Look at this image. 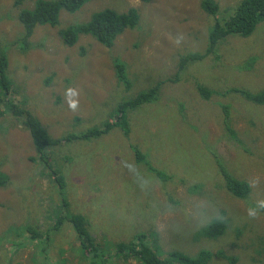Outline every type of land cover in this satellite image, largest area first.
Returning <instances> with one entry per match:
<instances>
[{
    "label": "rangeland",
    "instance_id": "1",
    "mask_svg": "<svg viewBox=\"0 0 264 264\" xmlns=\"http://www.w3.org/2000/svg\"><path fill=\"white\" fill-rule=\"evenodd\" d=\"M35 1L24 6L33 8ZM202 1L93 0L76 13L62 11L55 28L37 27L25 52L19 42L21 9L15 0H0V45L10 62L11 99L29 109L53 138L102 126L121 103L164 82L157 101L128 112V136L116 128L46 150L43 160L30 133L12 115L0 117V172L9 177L0 188V264H142L118 253L119 244L140 240L163 259L171 252L197 257L209 251L211 264H264V211L255 219L248 216L249 208L264 201V106L236 94L205 100L197 88L264 91V22L250 37L228 36L216 55L178 72L181 57L205 52L213 25L227 20L240 2L215 0L220 15L214 18L202 10ZM107 8L120 13L136 8L140 24L111 49L85 35L74 47L63 43L59 31ZM251 57L258 58L255 69L240 72ZM116 59L127 66L130 88L116 78ZM70 88L77 94H68ZM71 102L78 104L75 111ZM220 104L231 105L234 136ZM137 152L146 162L137 160ZM129 164L148 181L146 188ZM223 168L250 184L247 199L227 191ZM193 202L226 217L223 235L209 238L208 227L196 229L188 211ZM169 203L177 209L172 218L161 214ZM76 214L87 218L99 250L87 253L81 246L67 219Z\"/></svg>",
    "mask_w": 264,
    "mask_h": 264
},
{
    "label": "trees",
    "instance_id": "2",
    "mask_svg": "<svg viewBox=\"0 0 264 264\" xmlns=\"http://www.w3.org/2000/svg\"><path fill=\"white\" fill-rule=\"evenodd\" d=\"M30 0H15V6L21 9L18 20L23 27L19 42L24 43V50L27 52L30 38L34 35L35 29L39 26L57 27L60 24L62 11L76 13L85 4L93 0H36L33 8L24 6ZM202 10L209 16L216 18L220 14V5L215 0H203ZM141 15L139 10L131 8L120 13L114 9H104L92 15L91 19L83 24L72 25L59 31L63 43L68 47H74L82 35L91 36L99 44L106 48H113L117 39L127 30H134L140 24ZM217 22L213 25L209 33L208 47L205 52H194L182 56L178 72H182L188 64L203 61L210 55L218 53V45L221 41L231 35H239L247 38L254 34L258 25L264 22V0H240L232 10L227 20ZM258 62L257 57L248 58L238 67L240 72H251ZM9 58L7 49L0 45V117L10 114L21 126L30 133L36 153L43 160L48 158L45 153L53 147L63 143L73 141H89L109 134L113 129L122 130L127 136L131 133L128 112L135 110L144 104L155 102L159 99V89L164 82H160L148 91L141 92L133 100L121 103L113 112L111 117L100 127H95L86 132L75 135L67 134L61 138H53L46 130V127L25 107L19 106L11 98L14 97L13 81L9 76ZM116 78L120 83H124L126 88H130L132 83L127 74V66L124 62L116 59L114 61ZM166 81L177 82V78H169ZM200 96L209 100L214 94L224 96L236 94L255 105L264 106V91L252 92L245 88H230L224 93L209 90L202 85L197 86ZM225 115V124L228 132L234 136L230 122V104H220ZM235 132V131H234ZM137 160L144 163L146 157L141 152H137ZM148 165V164H147ZM150 171L159 178L165 179V175L149 166ZM225 187L235 198L245 200L251 194V186L247 181L240 180L228 173L224 169ZM55 174V173H54ZM56 175V174H55ZM9 182V177L0 172V188L5 187ZM264 211V209H261ZM67 219L73 225L78 234L81 246L89 253L99 250L94 243V238L90 233L87 218L83 215H72ZM59 219L57 225L63 223ZM227 229L226 222H214L205 231L209 238H216L224 234ZM32 234V233H31ZM31 239H37V234H32ZM139 241V237L137 238ZM118 253L126 259L138 260L142 264H211L212 255L209 251H201L197 257H189L180 252H171L168 259L159 256L156 249L140 240L131 243H121L118 245ZM235 262V261H234Z\"/></svg>",
    "mask_w": 264,
    "mask_h": 264
},
{
    "label": "clouds",
    "instance_id": "3",
    "mask_svg": "<svg viewBox=\"0 0 264 264\" xmlns=\"http://www.w3.org/2000/svg\"><path fill=\"white\" fill-rule=\"evenodd\" d=\"M67 93L72 94V95L77 94L76 90L71 89V88L67 90ZM69 107L73 111H75L78 107V104H77V102H71ZM128 168H129V171L132 172L136 176L137 180L140 183V186L142 188H146L148 185V181L144 180L140 176L135 165L129 164ZM209 208H210L209 205H205V204L200 203V202H193L190 205L188 211H189V214L191 215V217L195 223V227L197 230L207 228L214 222H224L226 220V217L219 210L213 209L210 211ZM259 209H264V201H257L255 206L249 208L248 216L252 219H255L258 215ZM176 211H177L176 207L169 203V204H166L163 206L161 214L166 218H172L175 216ZM161 227H162V225H161ZM172 227L175 230L179 231L181 226L179 224L173 223Z\"/></svg>",
    "mask_w": 264,
    "mask_h": 264
}]
</instances>
